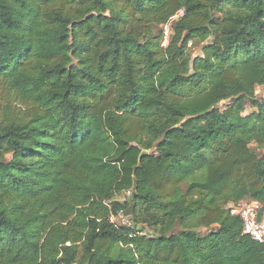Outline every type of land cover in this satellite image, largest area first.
<instances>
[{
  "label": "trees",
  "instance_id": "obj_1",
  "mask_svg": "<svg viewBox=\"0 0 264 264\" xmlns=\"http://www.w3.org/2000/svg\"><path fill=\"white\" fill-rule=\"evenodd\" d=\"M256 87L264 0H0V264H264Z\"/></svg>",
  "mask_w": 264,
  "mask_h": 264
},
{
  "label": "built area",
  "instance_id": "obj_2",
  "mask_svg": "<svg viewBox=\"0 0 264 264\" xmlns=\"http://www.w3.org/2000/svg\"><path fill=\"white\" fill-rule=\"evenodd\" d=\"M183 15V9H179L169 19L175 22ZM167 25L164 26L162 46L168 41ZM261 204L254 199H242L236 204H230L232 215L238 216L241 221L242 233L258 243H264V211L260 215Z\"/></svg>",
  "mask_w": 264,
  "mask_h": 264
},
{
  "label": "rangeland",
  "instance_id": "obj_3",
  "mask_svg": "<svg viewBox=\"0 0 264 264\" xmlns=\"http://www.w3.org/2000/svg\"><path fill=\"white\" fill-rule=\"evenodd\" d=\"M173 24H174V22H169L168 21L166 24L162 25V27H161L162 30L164 31L165 30L164 29V26L167 25L166 30H167L168 37H170V34L172 32L171 26ZM189 46H190L189 51L192 54V57L201 54L200 45H190L189 44ZM255 93H256V95H257L258 98H261L264 95V90L261 87H256L255 88ZM218 105H219V107H223L225 105V102L222 101ZM253 111H254V108L247 102L246 105H245V111L243 112V114L244 115H247V114H250ZM251 148L253 150H256V152L259 153V154H264V150L261 147H258L255 143H251ZM128 195H129V193H121V194L115 196L114 199L115 200H124V199L127 198ZM111 219L116 224H125L126 223L125 216L118 215L116 217H112ZM179 231H180V228L178 226H176L174 228V233L179 232ZM198 233L201 236L206 235L207 233H209V229L208 228L201 227L198 230Z\"/></svg>",
  "mask_w": 264,
  "mask_h": 264
},
{
  "label": "water",
  "instance_id": "obj_4",
  "mask_svg": "<svg viewBox=\"0 0 264 264\" xmlns=\"http://www.w3.org/2000/svg\"><path fill=\"white\" fill-rule=\"evenodd\" d=\"M146 152L143 151L141 153V156L144 155ZM136 186V181L134 180V184H133V190ZM129 198L132 200L133 199V194H130ZM135 207V202H132L131 205L123 212V216L127 217V216H130L132 214V211Z\"/></svg>",
  "mask_w": 264,
  "mask_h": 264
}]
</instances>
